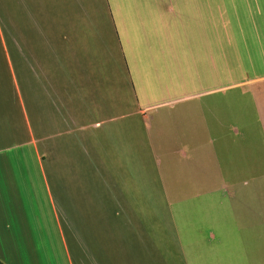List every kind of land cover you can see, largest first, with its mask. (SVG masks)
<instances>
[{
	"label": "crops",
	"instance_id": "1",
	"mask_svg": "<svg viewBox=\"0 0 264 264\" xmlns=\"http://www.w3.org/2000/svg\"><path fill=\"white\" fill-rule=\"evenodd\" d=\"M252 125L264 0H0V264H264V173L146 172Z\"/></svg>",
	"mask_w": 264,
	"mask_h": 264
},
{
	"label": "rangeland",
	"instance_id": "2",
	"mask_svg": "<svg viewBox=\"0 0 264 264\" xmlns=\"http://www.w3.org/2000/svg\"><path fill=\"white\" fill-rule=\"evenodd\" d=\"M154 113L155 111L153 110L147 112L146 120H145V132L146 134L152 137L156 136L155 123L153 117ZM256 127L254 125L249 126V128H251V131H248L246 127L240 129L238 134L235 135V138L243 145H246L247 148H248L247 144H249L250 140L253 141L256 146V151H257L256 155L260 158V156L264 155V149H262L261 134H259L258 128ZM164 136L165 138L166 137L169 138L170 133L169 132L165 133L162 136L160 134V137H158V139ZM160 143H166L165 147H167V149L159 147ZM213 143L215 144V141H213ZM156 144L158 145L156 149L149 148L148 146H146V156H145L146 172L149 174H156L157 172H162L163 174L192 172L201 175L205 173L216 174L218 176L217 174L218 172L227 173L228 171H233V168L235 167V169H237L241 173L242 180H245L248 179L251 175L257 174L258 176H260L261 174L264 173V166H251L244 164L238 166L210 164V166H206L205 161H207L208 158L207 157L205 158V155L207 154V152L209 153V151L211 153L212 150L211 147L209 148L206 147L203 148L202 150L199 149L195 151L193 150V152L191 150V152H189L191 156L188 155L189 156L188 159L190 157H192V159L188 163H186L185 161L182 160V158L186 160L187 157H184L185 155L183 151L185 150L182 149L183 146L181 144L179 143L176 144L171 139L170 140L168 139L167 142H164L162 140L161 142H158ZM243 145H242V152H243L242 154L243 155L248 154V149H244ZM176 149H180V151H182V157L177 152ZM175 151L177 153H175ZM215 152L218 153V151ZM166 153L167 154L170 153L171 157L177 158L178 163L171 166L170 163L172 162V158L170 157V155L169 156L166 155ZM228 154H229L228 151L225 149L223 151V155L227 157ZM209 159H210V155H209Z\"/></svg>",
	"mask_w": 264,
	"mask_h": 264
}]
</instances>
